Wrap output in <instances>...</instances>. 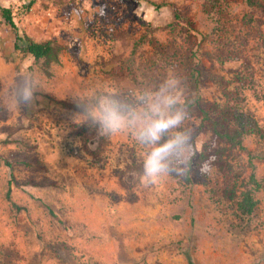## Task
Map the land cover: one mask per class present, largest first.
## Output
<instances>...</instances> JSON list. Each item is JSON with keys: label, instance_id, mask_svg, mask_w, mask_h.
<instances>
[{"label": "rangeland", "instance_id": "1", "mask_svg": "<svg viewBox=\"0 0 264 264\" xmlns=\"http://www.w3.org/2000/svg\"><path fill=\"white\" fill-rule=\"evenodd\" d=\"M205 1L0 0V6L11 10L14 23L28 38L35 42L54 41L62 49L59 62L50 68L51 77L45 79L41 63H34L31 57L13 50L14 36L0 17V60L4 65H14L16 72L23 70L9 87L8 75L2 73L0 77V158L10 164L6 167L0 162V211L6 210L7 184L20 190L21 185L34 183L38 174L57 180L48 187L61 193L59 183L70 174L66 170L69 167L80 168L78 174L82 177H88L89 173L102 177L104 172L100 168L117 167L128 161L142 167L144 149L131 134L124 133L126 142L122 143L123 133L117 134V139L116 135H101L89 126L88 119L84 121L88 129L84 125L75 127L74 131L70 128L68 135L71 131L74 135L70 144L57 143V148L68 151H65L67 157H32L28 151L33 147L21 142L20 134L13 133L2 122H80L72 119L77 111L62 109L50 101V95L44 94L52 95L50 82L58 77L72 78L70 99L84 108L94 107L103 98L110 97L139 109L143 107L139 97L155 92L167 76H177L182 80L186 102L195 106L194 111H188L185 125L195 130L194 141L199 152L208 137L199 127L200 110L226 102L219 87L222 82L236 74H251L252 85L241 91L242 109L264 129V9L248 7L244 0H220L224 31L215 38L210 35L214 24L204 13L208 11L204 8ZM257 1L264 4V0ZM142 37L144 44L131 56L134 42ZM153 55L161 56L162 70L149 64ZM113 70L117 71L116 75ZM25 81L36 86L38 98L32 107L17 109L15 96ZM81 135L85 145L96 138L100 144L95 149L88 146L82 149L78 138ZM62 138L64 141L65 136ZM243 147L233 158L240 180L244 182L253 172L264 183V147L253 137L247 138ZM73 149L91 152L93 158L77 156L72 153ZM114 149L116 155L112 158ZM95 168L99 171H88ZM187 178L190 183L178 177L177 186L168 196L170 204L179 201L171 204L170 216L184 220L180 231L191 225L201 234L199 239L204 246L213 241L205 234L216 232L218 247H243L245 250L239 253L249 256L264 248V190L255 193L258 205L252 225L245 227L232 215L230 205L221 199L215 183L208 191L197 172L192 171ZM164 181L166 186L170 184V176ZM182 187L184 190L177 193ZM164 196L159 190L157 199ZM45 201L53 205L56 198ZM14 237L17 238L16 233ZM186 237L187 234L183 235L175 247L188 245ZM16 259V255H10L12 264Z\"/></svg>", "mask_w": 264, "mask_h": 264}, {"label": "crops", "instance_id": "2", "mask_svg": "<svg viewBox=\"0 0 264 264\" xmlns=\"http://www.w3.org/2000/svg\"><path fill=\"white\" fill-rule=\"evenodd\" d=\"M2 73L8 75L9 87L23 70L16 72L14 65H4L0 60V77ZM54 80L50 82L54 90L52 95L50 92L44 94L54 100L75 103L70 99L72 78ZM2 123L12 128L13 133L20 134L21 142L33 147L28 152H32L34 158L67 157L68 151L57 148V143L70 144L74 136L72 131L77 126L84 125L88 129L87 122ZM70 128L71 135H68ZM62 136H65L64 141ZM78 138L82 149L84 146L95 149L100 144L99 138L89 140L86 145L82 135ZM120 140L126 142V134L123 133ZM82 149H73L72 153L93 158L91 152ZM115 155L116 149L112 158ZM132 166L135 170L128 171ZM66 170L70 174L59 183L61 193L48 187L57 180L40 174L34 183L21 185L20 190L7 184L6 191L10 189V199L19 210L16 215V210L5 198L6 210L0 211V264H12L10 255L17 256L15 264H264V248H258L259 252L249 256L239 253L245 250L243 247H218L216 232L205 234L213 241L204 246L199 239L201 234L191 225L180 231L184 220L170 216L171 204L179 201L170 204L168 198L177 186L174 176H170L171 183L167 186L163 178L156 185L144 187L139 180L142 167L131 161L117 167L100 168V172H104L102 177L97 173L82 177L77 167ZM99 170L88 169L89 172ZM181 189L177 193L184 190ZM159 190L165 195L161 200L157 199ZM54 198L53 205L45 201ZM186 234L189 244L175 247Z\"/></svg>", "mask_w": 264, "mask_h": 264}, {"label": "trees", "instance_id": "3", "mask_svg": "<svg viewBox=\"0 0 264 264\" xmlns=\"http://www.w3.org/2000/svg\"><path fill=\"white\" fill-rule=\"evenodd\" d=\"M244 1L248 7L264 9V4L257 0ZM219 2L220 0H206L204 5V8L208 9V11L204 10V13L209 16L214 24L210 35L215 38H219L224 31L223 14ZM0 17L14 36L13 50L31 57L34 63H41L42 73L46 77H50L51 66L59 62L61 46L54 41L35 42L28 38L14 23L10 9L0 6ZM144 41L145 38L142 37L139 41L134 42L131 56L138 47L144 44ZM161 61V56L153 55L149 60V64L162 70ZM129 62H131V59ZM113 72L117 71L113 70ZM252 83L251 74L234 75L231 80L224 81L219 86L226 102L222 105L212 104L208 108L200 110L199 127L207 133L208 137L202 143L199 152H197L193 166V171L198 173L203 181V186L208 191L211 184H216L220 190L221 199L230 205L232 215L241 221L245 227L252 225V219L258 205L255 193L264 190V183L259 182L253 172L242 182L240 174L237 173L236 166L233 164L234 154L244 149L243 142L247 138H255L264 147V129L254 117L242 109L241 91L251 86ZM51 101L70 111L80 112V109L76 106L83 107L82 104L68 101H58L52 98ZM193 107H195L194 104L186 102L188 111H194L192 110ZM209 157L214 158L210 162V171L206 174H200L198 168L204 161L209 160ZM0 162L6 167L10 166L8 162L1 158ZM127 169L133 171L135 167L132 166ZM251 169L253 171V166H251ZM187 177H184V180L190 183ZM29 180H31V177H29ZM5 198L12 209L19 210V207L10 199L9 188L6 191Z\"/></svg>", "mask_w": 264, "mask_h": 264}, {"label": "clouds", "instance_id": "4", "mask_svg": "<svg viewBox=\"0 0 264 264\" xmlns=\"http://www.w3.org/2000/svg\"><path fill=\"white\" fill-rule=\"evenodd\" d=\"M37 88L30 82L22 83L15 96L17 109H28L37 101ZM143 107L133 108L127 103L105 97L94 107L74 113L73 120L94 127L101 135L113 136L129 133L143 149L140 183L144 187L158 184L165 177L184 178L193 171L198 145L194 141L195 130L187 127L189 119L182 80L167 76L161 87L147 97H139ZM204 161L198 171H210V162Z\"/></svg>", "mask_w": 264, "mask_h": 264}, {"label": "built area", "instance_id": "5", "mask_svg": "<svg viewBox=\"0 0 264 264\" xmlns=\"http://www.w3.org/2000/svg\"><path fill=\"white\" fill-rule=\"evenodd\" d=\"M51 15V12L50 11H48V12H46V16H50Z\"/></svg>", "mask_w": 264, "mask_h": 264}]
</instances>
